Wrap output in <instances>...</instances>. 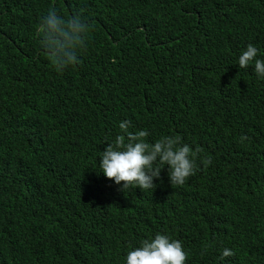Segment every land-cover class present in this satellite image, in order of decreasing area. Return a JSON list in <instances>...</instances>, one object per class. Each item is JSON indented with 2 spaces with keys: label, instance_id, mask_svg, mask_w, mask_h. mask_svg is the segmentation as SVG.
Segmentation results:
<instances>
[{
  "label": "trees",
  "instance_id": "trees-1",
  "mask_svg": "<svg viewBox=\"0 0 264 264\" xmlns=\"http://www.w3.org/2000/svg\"><path fill=\"white\" fill-rule=\"evenodd\" d=\"M51 9L88 29L62 72L38 47ZM249 44L264 61V0H0V264H124L158 232L184 264H264V80L237 63ZM122 120L149 144L179 136L194 174L171 185L165 165L154 189L121 190L99 155Z\"/></svg>",
  "mask_w": 264,
  "mask_h": 264
},
{
  "label": "clouds",
  "instance_id": "clouds-1",
  "mask_svg": "<svg viewBox=\"0 0 264 264\" xmlns=\"http://www.w3.org/2000/svg\"><path fill=\"white\" fill-rule=\"evenodd\" d=\"M38 31L41 33L38 47L57 72L78 63L79 50L83 48L88 31L79 15L65 17L51 9L40 18ZM257 54L258 49L249 44L238 56L237 63L244 68L254 61L257 79L264 80V61L258 59ZM118 127L122 134L107 142L100 152L99 169L105 177L120 185L121 190L132 186L154 189V178H159L165 165L171 185H183L194 174L196 152L188 144L181 143L179 136H163L149 144L144 140L148 135L146 130L129 131L130 121L122 120ZM230 255L232 251L224 248L220 259ZM185 260L182 243L158 232L128 251L124 264H184Z\"/></svg>",
  "mask_w": 264,
  "mask_h": 264
}]
</instances>
